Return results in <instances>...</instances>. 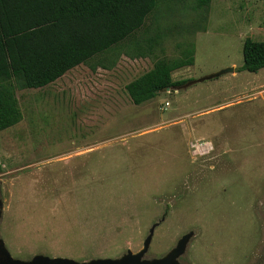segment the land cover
Masks as SVG:
<instances>
[{
	"label": "rangeland",
	"instance_id": "obj_1",
	"mask_svg": "<svg viewBox=\"0 0 264 264\" xmlns=\"http://www.w3.org/2000/svg\"><path fill=\"white\" fill-rule=\"evenodd\" d=\"M247 39L264 42V0L208 11L165 0L119 47L18 90L23 120L0 132V238L12 257L120 258L166 215L146 258L194 231L182 264H264V69L237 71ZM189 43L195 64L173 74L186 83L133 104L127 85ZM199 141L213 151L195 157Z\"/></svg>",
	"mask_w": 264,
	"mask_h": 264
},
{
	"label": "trees",
	"instance_id": "obj_2",
	"mask_svg": "<svg viewBox=\"0 0 264 264\" xmlns=\"http://www.w3.org/2000/svg\"><path fill=\"white\" fill-rule=\"evenodd\" d=\"M165 0H0V132L23 120L17 91L44 89L131 39ZM172 1V0H168ZM212 0H195L208 11ZM144 56L143 48L137 49ZM195 64V45L159 59L127 85L136 106L183 86L173 74ZM264 69V42L247 39L238 72ZM93 70H96L93 67Z\"/></svg>",
	"mask_w": 264,
	"mask_h": 264
},
{
	"label": "water",
	"instance_id": "obj_3",
	"mask_svg": "<svg viewBox=\"0 0 264 264\" xmlns=\"http://www.w3.org/2000/svg\"><path fill=\"white\" fill-rule=\"evenodd\" d=\"M234 68L225 69L211 76L205 77L203 79L197 80L188 86L202 83L208 80H212L223 76L228 73H234ZM187 86V87H188ZM165 91H170V89H166ZM3 216V201L0 199V219ZM166 219V215L163 216L162 220L152 226L149 231V235L144 241L143 249L138 253H134L131 250L127 251L126 254L121 256L120 258H98L92 259L90 261L78 262L69 258H50L45 255H37L31 260L22 261L18 259H14L8 249L6 248L5 242L0 238V264H182L180 259L186 254L189 244L192 239L195 237V232L191 231L185 234L177 243V245L169 251L165 256L161 258H146L153 238L155 234V230L159 227V225L164 222Z\"/></svg>",
	"mask_w": 264,
	"mask_h": 264
},
{
	"label": "built area",
	"instance_id": "obj_4",
	"mask_svg": "<svg viewBox=\"0 0 264 264\" xmlns=\"http://www.w3.org/2000/svg\"><path fill=\"white\" fill-rule=\"evenodd\" d=\"M191 150L195 157H202L213 151V145L210 142L199 141L191 145Z\"/></svg>",
	"mask_w": 264,
	"mask_h": 264
},
{
	"label": "flooded vegetation",
	"instance_id": "obj_5",
	"mask_svg": "<svg viewBox=\"0 0 264 264\" xmlns=\"http://www.w3.org/2000/svg\"><path fill=\"white\" fill-rule=\"evenodd\" d=\"M1 196V195H0Z\"/></svg>",
	"mask_w": 264,
	"mask_h": 264
}]
</instances>
